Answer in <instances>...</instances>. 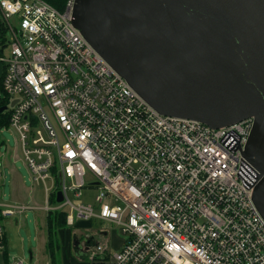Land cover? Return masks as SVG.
Returning <instances> with one entry per match:
<instances>
[{"label": "built area", "instance_id": "2783aa9c", "mask_svg": "<svg viewBox=\"0 0 264 264\" xmlns=\"http://www.w3.org/2000/svg\"><path fill=\"white\" fill-rule=\"evenodd\" d=\"M74 3L0 0L12 35L0 56L8 127L46 195L43 207L0 201V253L7 220L41 210L65 213L68 229L92 219L120 227L117 250L106 229L73 232L88 264H264L257 172L244 157L254 118L214 129L159 113L74 26ZM92 188L96 207L82 202Z\"/></svg>", "mask_w": 264, "mask_h": 264}, {"label": "water", "instance_id": "95a60500", "mask_svg": "<svg viewBox=\"0 0 264 264\" xmlns=\"http://www.w3.org/2000/svg\"><path fill=\"white\" fill-rule=\"evenodd\" d=\"M73 24L159 113L214 129L254 118L244 157L264 217V0H75Z\"/></svg>", "mask_w": 264, "mask_h": 264}, {"label": "rangeland", "instance_id": "374dc122", "mask_svg": "<svg viewBox=\"0 0 264 264\" xmlns=\"http://www.w3.org/2000/svg\"><path fill=\"white\" fill-rule=\"evenodd\" d=\"M0 18H3L0 13ZM8 39L12 37L8 31ZM4 55H10V46L4 49ZM3 75V64L0 62V79ZM36 134V140L41 138L45 139V136H41L39 133ZM17 134L10 128L6 127L0 133V156L6 155L5 174L4 179L1 183L0 196L5 201H10L13 197V174L18 173L23 180L26 189H31L33 183L31 176L26 168L24 160L21 158L22 151L19 146ZM9 155L11 157H9ZM19 156L18 160L17 157ZM93 179V176L88 173L86 181L89 182ZM38 187V186H37ZM35 187L37 191V199L40 198V188ZM44 191V187L42 186ZM98 194L96 188L85 189L83 192L82 202L87 205H95V199ZM38 202L43 204V199H39ZM96 212H98L96 210ZM48 224L46 221V215L42 211H28L22 216L19 226L14 225L11 220L6 222L5 228L7 232V240L9 242V264H13L20 260H24L25 264H46L47 262H53L50 248L48 247ZM101 229L109 231L110 245L111 248L119 249L124 235L120 227L115 224L102 221L100 219H92L89 221L76 220L75 226L65 231V235L60 237V254L55 247L56 252V264H75L73 261H77L81 264L74 252V236L73 232H77V237L85 239L86 234L99 232ZM97 240H102L99 236ZM57 242V241H56ZM87 264L86 261H83Z\"/></svg>", "mask_w": 264, "mask_h": 264}, {"label": "trees", "instance_id": "16d2710c", "mask_svg": "<svg viewBox=\"0 0 264 264\" xmlns=\"http://www.w3.org/2000/svg\"><path fill=\"white\" fill-rule=\"evenodd\" d=\"M54 6L59 11H64L66 9L67 3L69 0H44ZM1 13V12H0ZM8 28L6 27L5 21L3 18H0V56L4 55V49L8 46L10 39L7 37ZM6 68L4 67L3 75L0 79V110L4 107L9 106L10 98L5 94L3 88V79L5 74ZM10 116H11V109H7L3 112H0V132L9 126L10 124ZM48 227L50 232V238L48 242V247L51 251V256L53 259V263L56 264V252L55 247L59 248L58 243L55 240V236L58 231L62 230V232L67 231L66 225V214L65 213H50L48 215ZM5 249L0 254L5 259V264H9V251L7 246V241L5 243Z\"/></svg>", "mask_w": 264, "mask_h": 264}, {"label": "crops", "instance_id": "0c3cea01", "mask_svg": "<svg viewBox=\"0 0 264 264\" xmlns=\"http://www.w3.org/2000/svg\"><path fill=\"white\" fill-rule=\"evenodd\" d=\"M4 67L5 66L3 65V71H4ZM19 146L21 147V151H22L21 144H19ZM9 157H11V156L9 155ZM18 158H19V156L17 157V160H18ZM21 158L23 159V152H22ZM0 161L2 163V168L1 169H2V175H3L2 181H3L4 174H5V171H4L5 170V165H4V163L6 161V155H1L0 156ZM32 183H33V187L31 189H26L25 188V185L23 183V180L20 177V175L18 173L14 172V174H13V187H14V189H13L14 190L13 191V197H12V199L10 201H5L3 199V197L0 196V201H2V202H8V203L22 204V205H26V204L38 205L40 207H43L45 205V198H46L45 190L43 191L42 185L35 184L33 181H32ZM35 187L40 188V198L39 199H43V204H40L38 202L39 199H37V197H36L38 193H37ZM37 211H41V210H37ZM9 220H11L14 225L19 226L20 221L22 220V217H15V218H11ZM46 221H47V224H48V216L47 215H46ZM47 231H48V235H49V238H50L49 227H48ZM62 235H65V232H62V230H60V231L57 232V234L55 236V240L58 243L57 245H59V248H57L58 254H60V252H59L60 251V242H59V239H60V237L63 238ZM7 237L8 236H7V232H6V241H7V246L9 248V242L7 240ZM48 242H49V240H48ZM75 242H76V240L74 239L73 249H74L75 255H76L78 261L81 264H84V262L79 258V256H81V251L79 250L78 246L76 247ZM8 251H9V249H8ZM73 262L75 264H78L77 261H73ZM0 264H5V259H4V257L1 254H0Z\"/></svg>", "mask_w": 264, "mask_h": 264}]
</instances>
